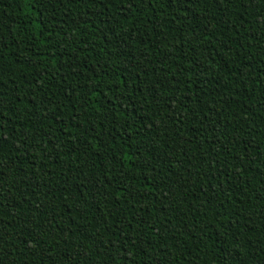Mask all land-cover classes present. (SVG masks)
Returning <instances> with one entry per match:
<instances>
[{
    "label": "trees",
    "instance_id": "16d2710c",
    "mask_svg": "<svg viewBox=\"0 0 264 264\" xmlns=\"http://www.w3.org/2000/svg\"><path fill=\"white\" fill-rule=\"evenodd\" d=\"M0 264H264V0H0Z\"/></svg>",
    "mask_w": 264,
    "mask_h": 264
}]
</instances>
